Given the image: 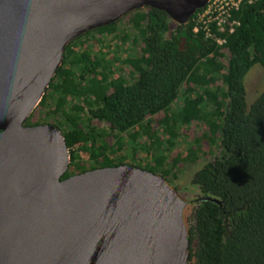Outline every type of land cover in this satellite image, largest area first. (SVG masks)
<instances>
[{
	"label": "trees",
	"instance_id": "trees-1",
	"mask_svg": "<svg viewBox=\"0 0 264 264\" xmlns=\"http://www.w3.org/2000/svg\"><path fill=\"white\" fill-rule=\"evenodd\" d=\"M205 7L186 24L149 6L131 11L132 31L120 30L121 42L131 37L130 52L119 45L112 57L102 47L91 53L82 45L94 31L114 33L117 21L76 37L66 45L41 105L51 100L58 109L53 125L70 157L61 179L130 161L169 182L170 168L194 164L205 149L213 153L191 178L198 194L183 215L187 264H264V90L247 103L245 88L252 66L264 69V0L233 12L239 21L234 32L215 35L223 43L196 21ZM209 26L216 29L213 22ZM115 64L120 68L113 76ZM121 65L129 67L131 79L120 73ZM179 94L182 100L173 106ZM195 123L202 131L183 155L168 161L162 146L174 145ZM140 149L144 157L138 160Z\"/></svg>",
	"mask_w": 264,
	"mask_h": 264
},
{
	"label": "water",
	"instance_id": "water-1",
	"mask_svg": "<svg viewBox=\"0 0 264 264\" xmlns=\"http://www.w3.org/2000/svg\"><path fill=\"white\" fill-rule=\"evenodd\" d=\"M209 0H0V264H187L186 205L132 164L61 179V131L26 124L66 45L143 7L186 24ZM208 198V197H206Z\"/></svg>",
	"mask_w": 264,
	"mask_h": 264
},
{
	"label": "rangeland",
	"instance_id": "rangeland-1",
	"mask_svg": "<svg viewBox=\"0 0 264 264\" xmlns=\"http://www.w3.org/2000/svg\"><path fill=\"white\" fill-rule=\"evenodd\" d=\"M220 1V0H219ZM236 1V0H234ZM245 3L239 2V7L237 10L240 9V7ZM235 9V8H234ZM233 9V12L236 11ZM233 14V13H232ZM234 20H237L233 18ZM130 12L125 14L123 17H121L119 20H117L116 26L117 30L112 34H107L101 31H94L90 34V36L87 37V41L82 45V48H86V50H90L91 53L93 51H98L100 47H102V50L106 52L107 54L114 55V51L121 45L122 49H125L126 51H129V48L131 46V37L128 39V42H121V32L120 30H129L130 29ZM236 29V27H235ZM194 30V29H193ZM133 33V32H132ZM84 37L81 38L83 40ZM125 43V44H123ZM79 46V43L75 44V48ZM130 52V51H129ZM120 57L124 56V52L119 53ZM222 59H224V52H222L221 56ZM122 66V65H121ZM119 64L113 67V76L116 74H119ZM122 72H120L123 76H125L128 79L130 76V69L127 65H123ZM245 88L247 93V103L251 102L260 92L264 90V69L259 64H254L252 68L249 70L245 77ZM42 100V99H41ZM182 100L181 94L178 95L177 99L174 101L173 106H177ZM58 109L53 107V101H49L48 104L41 105V101L39 104L35 107L32 114L29 116V118L26 121V124H31L33 122H39V123H50L53 124L55 122V118L57 117ZM162 114H159L158 117H161ZM157 118V117H156ZM155 118V119H156ZM97 125L99 127H103L104 124L101 122H97ZM158 128L159 135L164 139L165 134L163 130H159V127L155 125ZM62 127V126H61ZM203 126L200 123H195L193 126H191L186 132L187 134H184V136H181L178 142H176L174 145L170 144H164L162 146V150L167 154L168 161L170 159L174 158L176 155H183L185 152L187 146L191 142V138L194 134L199 133L202 131ZM120 136L125 137V134H121ZM144 138L140 139L139 141H143ZM130 144L126 145L128 153L130 152ZM216 151V147L214 148L213 152ZM140 150H137L136 158L139 160L140 158L144 157V153H139ZM205 154H201L198 158V160L194 164H186V163H178L173 168H170V180L169 185L173 188H176L177 193L179 196L186 201L185 207H191V199L196 197L198 194V188L196 185L192 184L191 178L194 174V172L199 169L211 156L212 154L206 153V149L204 150ZM129 158V157H128ZM148 158V157H147ZM85 159V157L83 158ZM145 161L146 158H144ZM129 160V159H127ZM128 164H130V161H127ZM83 164L88 167V162L86 161ZM169 167H171L170 164H167ZM189 205H188V204ZM185 210V208H184ZM183 210V215H184ZM184 218V217H183Z\"/></svg>",
	"mask_w": 264,
	"mask_h": 264
},
{
	"label": "built area",
	"instance_id": "built-area-1",
	"mask_svg": "<svg viewBox=\"0 0 264 264\" xmlns=\"http://www.w3.org/2000/svg\"><path fill=\"white\" fill-rule=\"evenodd\" d=\"M250 3L254 0H209L206 3V7L202 13L198 14L196 19L197 22L203 24V29H205L208 36H211L218 43H223L224 39L217 38L216 33L223 32L225 34H231L234 32L235 27L239 25L238 20L231 18L233 9L237 10L239 2ZM264 14V13H263ZM215 23L216 29L211 30L209 23ZM197 27H194V31Z\"/></svg>",
	"mask_w": 264,
	"mask_h": 264
}]
</instances>
